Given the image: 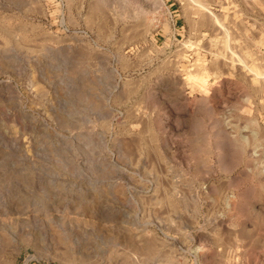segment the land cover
<instances>
[{"label":"rangeland","instance_id":"374dc122","mask_svg":"<svg viewBox=\"0 0 264 264\" xmlns=\"http://www.w3.org/2000/svg\"><path fill=\"white\" fill-rule=\"evenodd\" d=\"M0 264H264V0H0Z\"/></svg>","mask_w":264,"mask_h":264},{"label":"bare ground","instance_id":"6f19581e","mask_svg":"<svg viewBox=\"0 0 264 264\" xmlns=\"http://www.w3.org/2000/svg\"><path fill=\"white\" fill-rule=\"evenodd\" d=\"M201 12H202V11H201ZM207 20H208V19H207ZM216 20H217V19H216ZM208 21H209V20H208ZM212 21H213V20H212ZM214 21H215V20H214ZM217 21H218V20H217ZM217 21L214 22V23H217ZM219 23H220V22H219ZM234 23H235V22H234ZM215 26H216V25H215ZM218 26H219V25H218ZM221 27H222V26H221ZM234 29H235V28H234ZM257 57H258V56H257ZM258 61H259V60H258ZM254 62H255V61H254ZM259 64H260V63H259ZM253 65H254V64H253ZM254 66H255V65H254ZM197 68H199V67H197ZM251 68H252V67H251ZM251 68H250V69H251ZM257 69H258V68H257ZM249 71H250V70H249ZM257 71H258V70H257ZM252 72H253V74H255V75H253L254 78H255V76L258 75V73L256 72L255 68H253V71H252ZM250 74H251V71H250ZM261 77H262V76H261ZM191 78H192V77H191ZM195 78H196V77H195ZM195 78L193 77V80H195ZM198 78L200 79L201 77H198ZM189 79H190V78H189ZM201 79L203 80L204 77H202ZM256 80H258V79H256ZM196 81H197V83H198L199 80L196 79L195 82H196ZM191 82H192V80H191ZM199 82H200V81H199ZM251 131H252V130H251Z\"/></svg>","mask_w":264,"mask_h":264}]
</instances>
